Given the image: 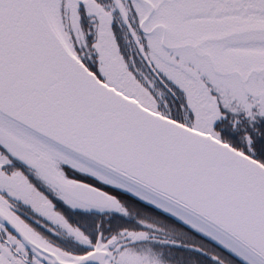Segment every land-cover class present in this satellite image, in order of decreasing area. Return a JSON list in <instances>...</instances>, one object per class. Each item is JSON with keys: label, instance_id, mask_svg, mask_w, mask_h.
Returning a JSON list of instances; mask_svg holds the SVG:
<instances>
[{"label": "snow or ice", "instance_id": "1", "mask_svg": "<svg viewBox=\"0 0 264 264\" xmlns=\"http://www.w3.org/2000/svg\"><path fill=\"white\" fill-rule=\"evenodd\" d=\"M264 264V0H0V264Z\"/></svg>", "mask_w": 264, "mask_h": 264}, {"label": "flooded vegetation", "instance_id": "2", "mask_svg": "<svg viewBox=\"0 0 264 264\" xmlns=\"http://www.w3.org/2000/svg\"><path fill=\"white\" fill-rule=\"evenodd\" d=\"M177 251H178V253H184L185 255H188L187 250L181 249V250H177ZM188 258L196 260V264H199V260L196 258L195 254L188 255Z\"/></svg>", "mask_w": 264, "mask_h": 264}]
</instances>
